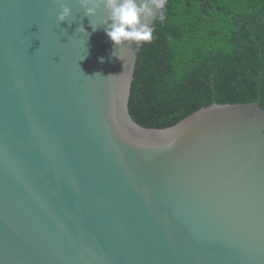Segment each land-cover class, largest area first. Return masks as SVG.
<instances>
[{
	"label": "water",
	"instance_id": "95a60500",
	"mask_svg": "<svg viewBox=\"0 0 264 264\" xmlns=\"http://www.w3.org/2000/svg\"><path fill=\"white\" fill-rule=\"evenodd\" d=\"M64 2L0 0V264H264L261 92L145 127L144 41Z\"/></svg>",
	"mask_w": 264,
	"mask_h": 264
},
{
	"label": "trees",
	"instance_id": "16d2710c",
	"mask_svg": "<svg viewBox=\"0 0 264 264\" xmlns=\"http://www.w3.org/2000/svg\"><path fill=\"white\" fill-rule=\"evenodd\" d=\"M159 14L136 62L135 121L167 127L214 102L255 101L259 92L264 107V0H167Z\"/></svg>",
	"mask_w": 264,
	"mask_h": 264
},
{
	"label": "clouds",
	"instance_id": "9594fccd",
	"mask_svg": "<svg viewBox=\"0 0 264 264\" xmlns=\"http://www.w3.org/2000/svg\"><path fill=\"white\" fill-rule=\"evenodd\" d=\"M54 2L59 4L60 8L58 20L66 21L71 15V8L64 0H54ZM165 3L166 0H80L86 15H95L101 6L108 10L111 23L105 27V32L117 46L123 42L150 41L153 35L150 21L157 15L158 10L164 8ZM164 18L161 12L159 19ZM79 30L85 32L82 25Z\"/></svg>",
	"mask_w": 264,
	"mask_h": 264
}]
</instances>
